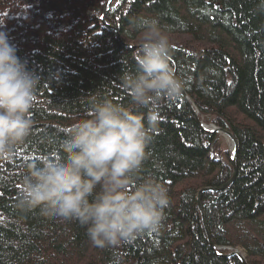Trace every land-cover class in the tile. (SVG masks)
Listing matches in <instances>:
<instances>
[{
  "label": "trees",
  "instance_id": "obj_1",
  "mask_svg": "<svg viewBox=\"0 0 264 264\" xmlns=\"http://www.w3.org/2000/svg\"><path fill=\"white\" fill-rule=\"evenodd\" d=\"M15 0H0L13 8ZM57 15L68 0H53ZM103 2L93 7L101 16ZM94 15H79L70 35L43 33L17 55L39 77L30 135L11 159L0 158V264H242L217 255L207 241L197 193L233 174L228 143L203 131L182 94L162 100L159 120L135 183L152 179L168 191L162 227L118 246L98 248L75 220L17 207L31 162L62 159L71 126L93 101L109 99L147 117L121 77L136 74L140 49H129ZM155 17L170 41V66L204 123L232 132L237 176L205 192L202 204L216 246L239 247L249 264H264V0H119L106 21L125 43H142L138 16ZM82 17H86L82 19ZM91 20L89 26L80 25ZM147 123V121L145 120ZM223 254L228 249H220Z\"/></svg>",
  "mask_w": 264,
  "mask_h": 264
},
{
  "label": "clouds",
  "instance_id": "obj_2",
  "mask_svg": "<svg viewBox=\"0 0 264 264\" xmlns=\"http://www.w3.org/2000/svg\"><path fill=\"white\" fill-rule=\"evenodd\" d=\"M133 26L142 34L138 71L121 77L131 102L148 109L142 117L109 99L93 101L71 126L60 148L64 158H43L28 165L17 207L38 209L44 217L75 220L86 227L98 248L133 241L162 227L169 205L160 183L135 178L159 120L162 100L178 98L184 82L170 66V41L155 17L138 16ZM0 24V158L11 159L30 135V118L40 77L17 55V47ZM147 121V123L145 122Z\"/></svg>",
  "mask_w": 264,
  "mask_h": 264
},
{
  "label": "rangeland",
  "instance_id": "obj_3",
  "mask_svg": "<svg viewBox=\"0 0 264 264\" xmlns=\"http://www.w3.org/2000/svg\"><path fill=\"white\" fill-rule=\"evenodd\" d=\"M106 1L68 0L65 4L58 6L62 10L54 16L49 14V11L55 7L53 0H15L12 1L15 5L13 8H10V4L6 8L4 2L0 7V24L3 23V30L8 32L10 41L13 44H23L25 47H28L31 45L32 40L39 38L43 33L42 31L53 36L70 35L75 29H72L73 22H75L79 15H94L93 7L103 2L105 8ZM115 1L112 3L113 8L115 7ZM94 16L101 20V16ZM84 18L86 17H82V19ZM91 23V20L87 22L82 21L80 25L89 26Z\"/></svg>",
  "mask_w": 264,
  "mask_h": 264
},
{
  "label": "water",
  "instance_id": "obj_4",
  "mask_svg": "<svg viewBox=\"0 0 264 264\" xmlns=\"http://www.w3.org/2000/svg\"><path fill=\"white\" fill-rule=\"evenodd\" d=\"M114 1L115 0H107L106 1L105 8H104V12L101 15L102 22L106 26L110 27L116 33L118 39L120 40V42L124 46H126L129 49H136V50L137 49H140L142 43L139 44V45H134V44H130V43L123 42V40L121 39L120 34L118 32V29L115 26H113L112 24H109L106 21V15L113 8L112 3ZM118 1L119 0H116L115 1V6L118 4ZM175 75H176V73H175ZM182 97L186 100L187 104L189 105V107H190V109H191V111H192V113L194 115V119H195L197 125L203 131L208 132V133H211V134L218 133V134L222 135L226 139V141L228 143L229 151H230V157H231L232 162H233V174H232V176L230 177V179L226 183H224L220 187H212V186L204 187V188L200 189L198 191V193H197V198H196L197 199V204H198L199 210L201 212L203 224H204V227H205V230H206L207 241H208V243L210 244L211 248L214 250V252L217 255L223 256V257L237 256L239 258V260L241 261L242 264H249L247 262V259H246V254L244 253V251H242L241 248H239V247H220V246H216L215 245V243L212 240L211 234H210V232H209V230L207 228L206 216H205V212H204V208H203V204H202V195L205 192H208V191L217 192V191L226 189L236 179L237 172H238V169H237V154H238V148H239L238 142H237L234 134L232 132H230L229 130H226V129L222 128V127L216 126L215 124H212V123H204L202 121V119L200 118V116H199V109H198V107L196 105H194V103L191 102V99L189 98V96L186 93V91L184 90V88H183V91H182ZM223 248L228 249L231 252L230 253L223 254V253L220 252V249H223Z\"/></svg>",
  "mask_w": 264,
  "mask_h": 264
}]
</instances>
